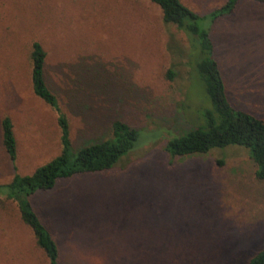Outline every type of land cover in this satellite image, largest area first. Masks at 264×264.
Here are the masks:
<instances>
[{
	"label": "rangeland",
	"instance_id": "obj_1",
	"mask_svg": "<svg viewBox=\"0 0 264 264\" xmlns=\"http://www.w3.org/2000/svg\"><path fill=\"white\" fill-rule=\"evenodd\" d=\"M181 1L208 16L230 104L264 120V0H242L218 19L210 13L228 0ZM35 41L47 51L46 80L69 119L73 155L107 139L116 121L150 136L111 172L61 181L31 199L67 264H248L264 249V180L248 150L173 160L165 152L168 132L192 129L180 107L189 105L194 120L211 105L187 62L186 35L149 0H0V184L62 150L58 115L32 88ZM7 116L15 164L2 143ZM0 264H44L17 205L4 198Z\"/></svg>",
	"mask_w": 264,
	"mask_h": 264
},
{
	"label": "trees",
	"instance_id": "obj_2",
	"mask_svg": "<svg viewBox=\"0 0 264 264\" xmlns=\"http://www.w3.org/2000/svg\"><path fill=\"white\" fill-rule=\"evenodd\" d=\"M149 1L159 6L165 24L175 26L186 35L189 41L188 51L193 54L190 57V52L187 53V62L191 64V58L194 61L211 105L195 111L194 120L188 117L186 109H191L189 105L180 107L184 119L190 122L192 129L180 135L168 132L165 152L173 160L206 155L212 150L229 146L242 147L248 150L256 166V178L264 180V120L250 113L238 111L230 104L219 66L213 58L215 47L207 26L208 16L198 15L181 0ZM241 2L242 0H228L209 16L213 19L230 16ZM47 56L41 42H33L30 54L32 88L34 94L58 115L62 150L49 162L36 168L32 174L25 176L16 174L9 183L0 184V199L4 198L17 205L20 219L32 233L35 248L41 254L44 264H67L56 237L35 211L31 199L37 193L53 190L61 181L111 172L131 153L144 145L143 141L148 140L150 136L122 121H116L112 124L111 135L107 139L75 149L77 152L73 155L69 119L46 80ZM174 76L175 74L170 71V79ZM1 129L3 146L15 164L19 149L10 117L2 120ZM248 264H264V249L258 251Z\"/></svg>",
	"mask_w": 264,
	"mask_h": 264
}]
</instances>
